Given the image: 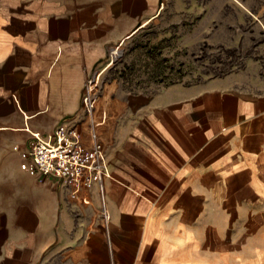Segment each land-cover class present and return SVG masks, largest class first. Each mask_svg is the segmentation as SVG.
Wrapping results in <instances>:
<instances>
[{"label": "crops", "instance_id": "1", "mask_svg": "<svg viewBox=\"0 0 264 264\" xmlns=\"http://www.w3.org/2000/svg\"><path fill=\"white\" fill-rule=\"evenodd\" d=\"M159 8L0 4V264H264L262 87L120 92L100 181L79 191L31 169L29 144H51L58 124L86 132L84 84L96 95L121 41Z\"/></svg>", "mask_w": 264, "mask_h": 264}, {"label": "rangeland", "instance_id": "2", "mask_svg": "<svg viewBox=\"0 0 264 264\" xmlns=\"http://www.w3.org/2000/svg\"><path fill=\"white\" fill-rule=\"evenodd\" d=\"M258 1L260 7L249 9L245 0H160L154 17L121 41L118 59L101 76L93 114L101 140L111 133L104 114L120 92L208 80L264 88V0Z\"/></svg>", "mask_w": 264, "mask_h": 264}, {"label": "built area", "instance_id": "3", "mask_svg": "<svg viewBox=\"0 0 264 264\" xmlns=\"http://www.w3.org/2000/svg\"><path fill=\"white\" fill-rule=\"evenodd\" d=\"M95 94L91 81L83 87L82 109L88 120L85 133L75 125L56 126L52 143L34 141L28 146L31 169L35 174L54 179L64 187L88 190L105 174V149L94 121Z\"/></svg>", "mask_w": 264, "mask_h": 264}]
</instances>
